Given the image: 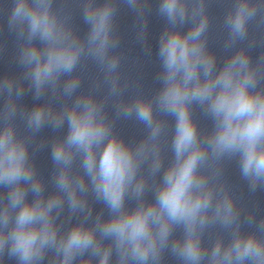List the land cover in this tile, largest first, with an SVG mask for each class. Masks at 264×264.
Segmentation results:
<instances>
[{
	"label": "clouds",
	"instance_id": "1",
	"mask_svg": "<svg viewBox=\"0 0 264 264\" xmlns=\"http://www.w3.org/2000/svg\"><path fill=\"white\" fill-rule=\"evenodd\" d=\"M120 2L143 20L146 44L149 0H82L84 36L55 0H12L7 25L22 71L0 76V264H164L166 253L178 264H264V216L245 214L224 179L235 160L249 192H264V49L253 60L250 36L253 23L264 27V0H232L222 60L209 47L208 0H159L164 28L150 95L139 83L127 95L116 51ZM87 62L99 75L83 91ZM29 92L31 108L22 103ZM120 120L144 135L126 140ZM45 127L64 134L36 143ZM44 147L47 181L35 163ZM65 209L75 218L67 227ZM212 229L220 234L205 243Z\"/></svg>",
	"mask_w": 264,
	"mask_h": 264
}]
</instances>
